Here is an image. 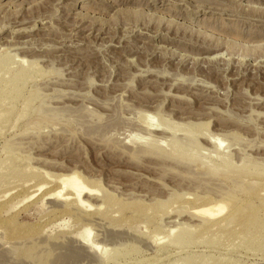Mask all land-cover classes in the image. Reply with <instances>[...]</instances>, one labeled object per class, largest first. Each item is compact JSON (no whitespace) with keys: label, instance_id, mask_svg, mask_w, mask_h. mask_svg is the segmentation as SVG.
I'll list each match as a JSON object with an SVG mask.
<instances>
[{"label":"rangeland","instance_id":"374dc122","mask_svg":"<svg viewBox=\"0 0 264 264\" xmlns=\"http://www.w3.org/2000/svg\"><path fill=\"white\" fill-rule=\"evenodd\" d=\"M1 69L0 264H264V0H0Z\"/></svg>","mask_w":264,"mask_h":264},{"label":"bare ground","instance_id":"6f19581e","mask_svg":"<svg viewBox=\"0 0 264 264\" xmlns=\"http://www.w3.org/2000/svg\"><path fill=\"white\" fill-rule=\"evenodd\" d=\"M4 69L8 70V66H4ZM4 71H2V69L0 70V72H4ZM8 85L9 86L8 87H5V88H7L8 94L12 96L13 93H14L13 91H15L14 89L16 88V86L14 84H10V83ZM16 91H18V88L16 89ZM5 99L6 98H4L2 96L0 97V100L5 101ZM3 103H5V102H3ZM10 110L11 109H6L5 108V111H4L3 115L6 116L8 113H10L9 112ZM84 190H86V189L82 185H76V186H74V193L77 196V198H79V196L84 193ZM252 196H256V195L252 194L251 197ZM232 201L233 200H228V202L226 201L223 204H218V205H214L210 201L209 204L210 205H214V206H212L210 209H207V210L205 208V211H204L205 213H206V211L208 213V216H209V218H208L209 221L208 222L209 223H213V224H217V225H224V223L229 222L228 225H231V228H232V230L230 231L231 234L235 232L237 226L238 227L239 226H243V230H241V232L243 231L242 233L244 235L245 234H249L250 231H251V228L253 227V218H252L253 216L251 214H250L251 215L250 216L248 212H247L248 214L246 213L247 215L245 214V212H246L245 209L250 206V203H249L250 201L249 200H246L244 202L239 203L237 209L235 210V211H237L236 214H234V213H233L234 215L228 214V215H225L222 218L213 220V219H215L216 216H218L219 214L222 213V211L224 210V206L225 205H228L229 203L233 204ZM253 215H255V214H253ZM0 225H1V223H0ZM242 233H241V235H242ZM158 258H160V254H158ZM162 259H163V257H162ZM160 263H161V261H160Z\"/></svg>","mask_w":264,"mask_h":264}]
</instances>
